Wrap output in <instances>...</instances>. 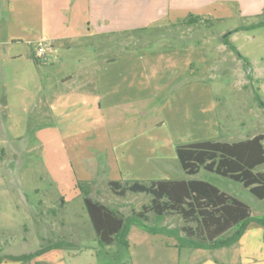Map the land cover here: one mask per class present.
I'll use <instances>...</instances> for the list:
<instances>
[{
    "label": "rangeland",
    "instance_id": "obj_1",
    "mask_svg": "<svg viewBox=\"0 0 264 264\" xmlns=\"http://www.w3.org/2000/svg\"><path fill=\"white\" fill-rule=\"evenodd\" d=\"M263 16L264 6L243 16L232 3L200 24L158 21L126 33L73 36L53 41V62L0 50V255L64 242L29 262L1 264H264L256 223L216 249L178 248L174 236L136 224L126 245L100 246L79 187L89 181L91 198L130 216L151 195H115L109 180L198 178L264 215V198L240 182L203 168L185 174L174 148L264 134V26L250 27ZM70 91L100 92V114L86 111L79 96L68 100ZM255 170L264 171V162ZM154 222L149 213L146 223ZM158 222L183 224L176 214Z\"/></svg>",
    "mask_w": 264,
    "mask_h": 264
},
{
    "label": "trees",
    "instance_id": "obj_2",
    "mask_svg": "<svg viewBox=\"0 0 264 264\" xmlns=\"http://www.w3.org/2000/svg\"><path fill=\"white\" fill-rule=\"evenodd\" d=\"M202 22H207V19L192 14L184 20L187 25ZM258 26H264V16L250 25ZM243 28L245 27L240 26L233 31ZM255 98L259 101L258 95ZM263 141V133L237 141L206 139L176 145L175 153L185 174L195 175L203 168L240 182L255 197L263 199L264 171L255 170L264 162ZM85 183L79 187L82 189L84 205L100 246L114 242L126 245L128 231L133 224L151 234L174 236L177 239L175 247L191 249L230 246L237 242L249 223H256L264 228V215L253 216L246 202L203 179L163 178L148 183L138 180L130 183L109 180L108 184L115 195L125 196L127 192L151 195L149 202L142 204L140 209L133 210L130 216L91 198L89 183ZM149 213L154 215L155 222L152 224L146 223ZM168 214L179 215L183 224L178 229L160 225L158 221ZM228 232L232 233L225 238L224 235ZM63 245L64 242L58 240L33 252L0 255V262L4 259L18 263L29 262L47 250L61 248Z\"/></svg>",
    "mask_w": 264,
    "mask_h": 264
},
{
    "label": "crops",
    "instance_id": "obj_3",
    "mask_svg": "<svg viewBox=\"0 0 264 264\" xmlns=\"http://www.w3.org/2000/svg\"><path fill=\"white\" fill-rule=\"evenodd\" d=\"M232 3L243 16L259 14L264 6V0H0V50L10 48L14 50L10 52L11 57H29L38 39L50 40L53 50V41L73 36L126 33L158 21L174 25L184 23L190 14L206 19L211 12L219 14ZM170 69L176 71V65ZM77 96L83 99L86 111L95 110L100 114V92L89 96L86 92L70 91L66 95L68 100ZM55 109L52 104L51 110ZM92 164L96 167L94 161ZM263 229L257 228V234L263 235Z\"/></svg>",
    "mask_w": 264,
    "mask_h": 264
},
{
    "label": "built area",
    "instance_id": "obj_4",
    "mask_svg": "<svg viewBox=\"0 0 264 264\" xmlns=\"http://www.w3.org/2000/svg\"><path fill=\"white\" fill-rule=\"evenodd\" d=\"M52 42L47 39H38L35 42V47L33 50V57L37 61L41 62H47L51 60L53 62V59H51L52 56Z\"/></svg>",
    "mask_w": 264,
    "mask_h": 264
}]
</instances>
